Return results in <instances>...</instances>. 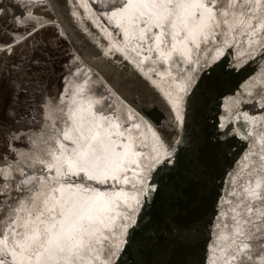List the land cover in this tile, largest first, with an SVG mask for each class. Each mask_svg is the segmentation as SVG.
Here are the masks:
<instances>
[{
	"label": "snow or ice",
	"instance_id": "snow-or-ice-1",
	"mask_svg": "<svg viewBox=\"0 0 264 264\" xmlns=\"http://www.w3.org/2000/svg\"><path fill=\"white\" fill-rule=\"evenodd\" d=\"M59 2L24 0L53 9ZM73 4L72 16L90 37L88 57L95 56L96 62L83 53L72 58L71 79L55 102L42 101L41 131L27 133L28 153L15 147L19 128L5 137L0 264H120L177 162L175 146L183 141L176 129L183 128L201 81L232 49H243L245 60L264 58V0ZM0 13V19L7 15L2 5ZM21 15L25 19L17 18V24L35 19L31 12ZM35 29L33 24L27 35L13 34L0 45V53H11ZM101 64L113 74L130 69L131 76L125 79L121 73L123 83L117 87L109 77L101 79ZM227 67L236 69L240 62L235 59ZM137 81L163 111L154 107L144 112L128 102L121 87L135 89ZM259 83L264 88V77ZM258 94L264 108V92ZM225 111L218 139L234 134L229 127L234 122L255 128L256 118L246 111ZM5 117L14 119L15 113L8 115L5 109ZM4 123L0 117V128ZM247 136H255L257 146L231 174L228 191L219 198L206 264H264V130ZM170 231L179 235V230ZM159 234L153 230L148 238Z\"/></svg>",
	"mask_w": 264,
	"mask_h": 264
},
{
	"label": "water",
	"instance_id": "water-1",
	"mask_svg": "<svg viewBox=\"0 0 264 264\" xmlns=\"http://www.w3.org/2000/svg\"><path fill=\"white\" fill-rule=\"evenodd\" d=\"M0 5L7 9V15L0 19V45L8 44L13 34L27 35L36 25L33 34L11 53H0V117L5 119L0 128V155L5 137L17 128L21 138L14 141L15 147L28 153L31 145L27 133L41 131L42 101L55 102L66 79H71L68 72L72 58L80 53L93 63L96 58L88 57L93 51L90 37L81 31L71 14L73 0H60L55 9L46 3L26 5L24 0H0ZM29 12L35 19L16 23L17 18L25 19L22 13L26 16ZM243 51L230 50L191 97L185 124L176 129L177 138L183 141L175 146L177 162L165 176L160 195L147 209L141 231L135 234L120 264H206L219 198L228 191L231 174L242 167L245 155L257 146L256 137H248L247 132L264 130V108L258 94L264 92L259 83L264 77V58L245 60ZM235 59L240 67L228 68L227 64ZM100 68L101 79L107 76L117 87L123 83L121 73L125 79L131 76L130 69H118L113 74L103 64ZM121 91L137 109L150 112L155 107L163 111L139 81L135 89L121 87ZM234 98L240 101L238 105ZM237 107L256 118L255 128L243 120L234 122L229 125L234 134L218 139L222 136L219 124L226 108L235 112ZM5 109L8 115L15 113L14 119L5 117ZM151 115L156 118L157 113ZM170 229L179 230V235ZM153 230L160 234L149 239L148 233Z\"/></svg>",
	"mask_w": 264,
	"mask_h": 264
}]
</instances>
